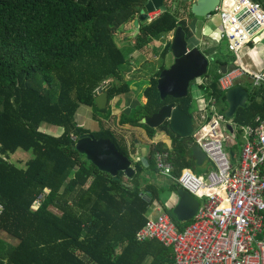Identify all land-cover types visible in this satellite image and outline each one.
Segmentation results:
<instances>
[{
  "label": "trees",
  "instance_id": "1",
  "mask_svg": "<svg viewBox=\"0 0 264 264\" xmlns=\"http://www.w3.org/2000/svg\"><path fill=\"white\" fill-rule=\"evenodd\" d=\"M149 1L0 0V204L4 208L0 264H174L172 249L156 240L140 243L136 238L147 224L151 205L167 189L177 192L180 185L173 181L166 189L146 181L142 187V162L136 164L133 179L114 178L88 162L76 148L80 137L92 135L111 140L129 158L125 144L108 127L91 132L80 126L79 116L85 112L80 113L81 107L92 109L95 121H109L113 100L118 98L120 110L122 96L131 91L129 82L109 79L121 78L133 53L173 35L180 27L189 42L194 39L192 3L166 0L167 11L159 18L140 21L133 46L119 47L117 31L140 18ZM170 53V43L156 50L162 64L143 91L146 101L118 117L120 128L145 130L150 143L158 130L141 122L165 106L180 107L198 128L191 92L184 99L162 100L158 91V78L167 68ZM218 56L215 63L225 64ZM207 77L211 85L200 86L207 93V104L214 97L228 106L225 93L218 88V69ZM99 90L108 94L106 110H99L95 103ZM258 116L264 120V88L255 89L247 108L234 118L240 151V127L255 124ZM44 127L58 128L61 134L49 133ZM159 131L172 140L174 177L179 178L185 169L196 172L193 149L197 138L175 134L169 122ZM19 150L34 155L25 169L8 160ZM166 150L162 142L151 145L150 168L155 153ZM145 192H150V198H144ZM171 217L181 231L189 225L179 223L174 213ZM3 234L18 244H10Z\"/></svg>",
  "mask_w": 264,
  "mask_h": 264
},
{
  "label": "built area",
  "instance_id": "2",
  "mask_svg": "<svg viewBox=\"0 0 264 264\" xmlns=\"http://www.w3.org/2000/svg\"><path fill=\"white\" fill-rule=\"evenodd\" d=\"M233 12H222L223 34L230 40V50L238 53L252 40V29L246 28L251 16L264 31V13L251 0H235ZM161 12L148 14L149 22ZM250 77L256 87L264 86V72L237 67L219 81V89L227 92L237 80ZM218 101L208 103L209 125L197 138L214 169L206 176L183 170L175 178V170L168 152L155 154L156 169L164 177L177 182L181 189L192 194L200 203L194 221L181 231L173 219L155 209L147 225L137 233V241H159L173 250L174 264H264V120L256 119L255 126L243 128L244 145L240 158L232 163L228 151L237 145L236 135L228 126H235L218 110ZM74 138V137H73ZM75 139V138H74ZM40 201L34 206L37 210ZM4 208L0 204V215Z\"/></svg>",
  "mask_w": 264,
  "mask_h": 264
},
{
  "label": "water",
  "instance_id": "3",
  "mask_svg": "<svg viewBox=\"0 0 264 264\" xmlns=\"http://www.w3.org/2000/svg\"><path fill=\"white\" fill-rule=\"evenodd\" d=\"M195 2L192 12L194 15L203 18L212 15L224 3L222 0H195ZM157 10H161L163 13L167 11L164 0L149 1L145 9L142 10L140 19L135 22L138 31L140 21L148 19L147 13ZM241 20H247L244 25L246 28L252 27V30L260 26L255 19L246 15V13L242 14ZM171 51L174 63L160 74L157 88L163 100L168 97L184 99L189 96L192 84L208 75L210 61L198 47L190 49L186 32L181 27L174 34ZM226 69L227 67L224 68L223 74H226ZM225 97L229 107L226 113L228 119H234L240 109H246L248 106L249 93L241 87L229 90ZM95 103L99 110H106L109 104L108 94L100 91ZM167 122L170 123L175 134L183 138L194 136L193 118L175 105L163 107L153 117L144 119L141 123L157 130ZM228 128L231 133H234L232 126H228ZM76 148L81 155L86 157L88 162L92 163L102 173L110 174L115 178L123 175L128 178L135 176L133 162L123 155L109 139H96L92 135H85L80 137ZM193 156L198 165H203L207 160L206 154L199 146L193 149ZM230 157L232 161H235V154L232 151H230ZM142 162L148 165L145 159ZM176 195L179 202L173 213L177 220L180 223L193 221L200 208L198 200L190 192L181 188L176 192Z\"/></svg>",
  "mask_w": 264,
  "mask_h": 264
},
{
  "label": "crops",
  "instance_id": "4",
  "mask_svg": "<svg viewBox=\"0 0 264 264\" xmlns=\"http://www.w3.org/2000/svg\"><path fill=\"white\" fill-rule=\"evenodd\" d=\"M185 1H189V2H191L192 3V7H191V12H192V8H193V6L196 4V2H195V0H185ZM222 1H224V3H222L217 9H216V11L212 14V15H210V16H207V17H198V16H196V15H194L196 18L192 21V23H191V25H190V27H191V29L193 30V32H194V39L190 42V49H193V48H199L202 52H203V54L204 55H206L207 57H208V59L209 58H211L212 59V62H214V66H213V72L211 73V74H214L215 72H216V69H218V72L221 74V77H220V79L223 77V75H225V74H223L224 73V68L225 67H227V69H226V73L227 72H229L230 70H232V69H235V68H237V67H246V68H248V69H250L251 71H253V72H256V73H259V72H264V31H261V30H259V27L258 28H256V29H253L252 30V33H253V36H252V40L250 41V43L249 44H247L246 46H244L238 53H234L233 51H231L230 50V40L226 37V36H224V34H223V22H222V17H221V14H222V12H231V10H232V8L233 7H235V1L234 0H222ZM253 3H255V4H258L260 7H261V10H262V12L264 13V0H261V2H257V1H254V0H251ZM164 3H166V0H164ZM177 5V4H176ZM176 5L173 7V8H175L176 7ZM167 8V7H166ZM161 12V15L163 14V12L161 11V10H157V11H155V12ZM155 12H152V13H155ZM193 13V12H192ZM148 14H151V13H147V17H148ZM160 15V16H161ZM159 16V17H160ZM216 18H220L221 19V28H220V31H221V36H220V38L218 39L217 38V40L215 39V38H212L213 36H215V34L214 33H212V32H208V30H206V28L205 27H207V25L208 24H210L211 22H213L214 21V19H216ZM138 19H140L139 18V16H137L136 18H135V20L133 21V27L135 28V31H137V34H136V36L138 35V27L136 26V24H135V22L138 20ZM148 20V19H147ZM189 20V19H188ZM201 20V21H200ZM148 22H149V20H148ZM203 22V23H202ZM128 26H130V25H128ZM139 26H140V23H139ZM205 29V30H204ZM251 29H252V27H251ZM129 30H130V28H129ZM176 32V31H175ZM175 34V33H174ZM174 34L173 35H165V36H163L159 41H161V40H165V44H164V47H163V49L170 43V44H172V41H173V37H174ZM201 37H203L204 38V40H205V45L207 46V47H204V44H202V43H200V39H201ZM155 42H158V41H155ZM163 46V45H162ZM120 47V46H119ZM121 48H123V47H121ZM206 49V50H205ZM205 50V51H204ZM211 52V53H210ZM171 55V57H172V63H171V65L174 63V58H173V55H172V51H171V53L169 54V55H167V57H169ZM219 55V56H218ZM215 56H218L220 59H221V61H223V62H225V64H220V65H218V64H216L215 62H216V58H215ZM166 60H167V58H166ZM209 61H210V59H209ZM166 62V61H165ZM170 65V66H171ZM170 66H166L167 68H169ZM154 74L155 73H153V76H154ZM152 78V77H151ZM151 78H150V80H151ZM220 79H219V81H220ZM149 80V81H150ZM204 81L202 82V83H200L199 85H197V88H198V90H199V93L197 94V95H195V94H193V89L191 88L190 89V92H191V95H192V97H193V99L195 100V116H196V118H197V122H196V124H197V126H198V128L196 129L195 128V125H194V128H195V133H194V136H192V137H195V134H196V132L198 133V132H202V130H204L205 129V127L207 126V125H209V119H208V117H207V110H208V104H207V99H206V96H207V93H206V91L205 90H203L200 86H206V87H208V86H210L211 85V78H209V77H204V79H203ZM219 81H218V88H219ZM195 83V82H194ZM193 83V84H194ZM192 84V85H193ZM193 87V86H192ZM235 87H241V88H243V89H245L246 91H250V93H249V91H248V93H249V99H250V94L255 90V89H261V88H264V86H262V87H256L255 86V84H254V82H253V80L250 78V77H244V78H241L240 80H237V82L235 83V86L233 87V88H235ZM232 88V89H233ZM232 89H230V90H232ZM143 91L144 90H142V94H143ZM229 91V90H228ZM227 91V92H228ZM223 92V91H222ZM227 92H224L225 94L227 93ZM142 94H141V96H139V101H146L144 98H142ZM168 98H171V97H168ZM214 99V97H211L210 98V100L211 99ZM216 99V98H215ZM163 100V99H162ZM166 100V99H165ZM217 100V99H216ZM138 101V102H139ZM226 102H227V100H226ZM197 104V105H196ZM220 104H221V106L222 105H225L226 106V104L224 103V101L222 102H219L218 101V104H217V107H218V110H221L222 111V113L223 114H225L226 115V113H227V111H228V108L227 109H225V107L224 108H221L220 107ZM228 104V103H227ZM249 104V101H248V103H247V105ZM113 109L115 110V111H118L119 113H121L122 111H123V109H120V110H118L117 108H114L113 107ZM206 110V111H205ZM92 112H93V110L92 109H87V110H85V112H83L80 116H79V123H80V126H84L85 124H88V122H89V120L91 119V120H93V121H95L94 120V116L92 115ZM259 118H261L260 116H258ZM257 117V118H258ZM227 118V117H226ZM256 118V119H257ZM228 119V118H227ZM262 119V118H261ZM194 121V120H193ZM228 121L229 122H231L232 124H234V126H235V131H234V133H231L230 132V130H229V128H228V131H229V134L231 133V134H235L236 135V131H237V128H238V126L234 123V119H228ZM255 124H256V120H255ZM255 124H253V125H247V126H242V127H240L241 128V131H242V135H243V128H245V127H249V126H255ZM163 126V125H162ZM231 126V125H230ZM111 129V128H110ZM127 130H130L129 128H126ZM113 132H114V130L113 129H111ZM137 130H139V131H142V133H138V132H133V131H127V134L128 135H133L134 133L135 134H138L139 135V137H137V142H136V144H135V148L134 149H131V146H127V144H126V142H123V139L121 138L120 139V141L123 143V144H125L126 145V147H127V150H128V152H129V159L133 162V166H134V169H135V172L137 173V170H136V164L138 163V162H142V160L143 159H145L146 160V162H147V164L148 165H145V164H143V166H144V168H145V170H148V169H152V168H150V163L148 162V158H149V154H150V150H151V145H157V144H159L160 142H162V143H164V144H166L167 145V147H168V150H166L165 152H168V153H170V155H171V163H172V152H173V147H172V140H171V138H170V136H168L165 132H163V131H159V129H157L158 130V133H157V135H156V137H155V139H154V141L152 142V143H150L149 142V145L147 146L146 144H148V139H147V136H146V131L145 130H140V129H137ZM94 132H97V131H94ZM121 133H122V136H124L123 135V132L121 131ZM117 135V134H116ZM198 135V134H197ZM126 139L128 138L127 136H124ZM236 142H237V145L236 146H234V147H232L229 151H228V154H229V157H230V151H232L234 154H235V161L237 160V159H239L240 158V154H241V151H242V147H243V145H244V140L242 139V146H241V151L237 148V146H238V139H237V135H236ZM148 147V148H147ZM195 148V147H194ZM147 149V150H146ZM19 151H22V150H19ZM130 152H131V154H130ZM157 152H163V151H157ZM156 152V153H157ZM155 153V154H156ZM124 155V154H123ZM128 158V157H127ZM230 159H231V157H230ZM196 160V159H195ZM154 161H155V156H154ZM232 161V160H231ZM235 161H232V163H235ZM207 162H209L208 160H206V162L203 164V165H198V162H197V160H196V169H197V171L196 172H194V171H192V170H190V169H187V170H190L191 172H193L194 174H196V175H198V176H206L208 173H210L213 169H214V167L212 166V164H211V166L212 167H210L211 168V170H209V171H207V173H203V172H200L199 171V168H201V167H204L206 164H207ZM143 163V162H142ZM155 164H154V166H153V168L155 169V171H157V169H156V162H154ZM173 164V163H172ZM174 166V165H173ZM158 172V171H157ZM136 173H135V175H136ZM143 173V172H142ZM112 176V175H111ZM123 176H125V175H123ZM113 177V176H112ZM126 177V176H125ZM135 177V176H134ZM133 177V178H134ZM115 178V177H114ZM119 178V177H118ZM127 179H133V178H128V177H126ZM169 181L167 182V184H164L163 183V181L164 180H160L159 181V183L158 184H156L155 182H149V183H154V184H156V185H158L160 188H168L170 185H171V183L173 182V180L172 179H168ZM140 181L143 183V182H146L147 180H142L141 179V177H140ZM148 182V181H147ZM142 187H145V184L143 183L142 184ZM145 189V188H144ZM145 191V190H144ZM164 193H166L167 195L168 194H171V197L173 196V195H176V192H171V191H169L168 189H167V191L166 192H164ZM163 193V194H164ZM143 195H144V198H150V196H151V194H150V192H145V193H143ZM164 196H166V195H164ZM163 195H160V198L162 197H164ZM177 196V195H176ZM168 198V200H169V197L168 196H166V199ZM171 199V198H170ZM167 202V201H166ZM199 202V201H198ZM200 204V203H199ZM155 209H158V210H162L163 212H165V213H167L166 211H165V209H164V207H163V205L161 204V202L160 201H156L153 205H151V207L149 208V210H148V212H147V214H146V217H147V223H148V220H149V218L150 217H154L155 216V214H156V212H155ZM168 214V213H167ZM168 216H170V215H168ZM170 218L171 219H173L171 216H170ZM195 219V218H194ZM174 221V220H173ZM194 221V220H193ZM193 221H191V222H188L189 223V225L193 222ZM175 222V221H174ZM179 222V221H178ZM176 223V222H175ZM180 223V222H179ZM181 224H186V223H181ZM147 225V224H146ZM176 225H177V223H176ZM188 225V226H189ZM178 226V225H177ZM187 227V226H186ZM185 227V228H186ZM178 228H179V226H178ZM184 228V229H185ZM143 229V228H142ZM180 229V228H179ZM136 240H137V238H136ZM17 244H18V242H17ZM146 264H149V262H147Z\"/></svg>",
  "mask_w": 264,
  "mask_h": 264
},
{
  "label": "rangeland",
  "instance_id": "5",
  "mask_svg": "<svg viewBox=\"0 0 264 264\" xmlns=\"http://www.w3.org/2000/svg\"><path fill=\"white\" fill-rule=\"evenodd\" d=\"M221 23H222L221 19L216 18V19H214L213 22L208 24L207 27H205L206 30H208V32H212L215 34V36H213L212 38H215L216 40H217V38L219 39L221 36V31H220ZM128 25H130V26H128ZM129 28H130V30H129ZM136 34H137V31H135V28L133 27V21L125 24L123 27H121L117 31V33L115 35L116 42H117L118 46L123 47V48H128V47L131 48L134 44L133 39H135ZM200 43L204 44V47H207L205 45V40L203 37H201ZM164 44H165V40H161L158 42L154 41L149 46V48H146L143 51H137V52L133 53L129 57L130 64L124 66L121 73H120L121 78H119V79L110 78L109 79L110 82H112V83H114V82H119V84H123L124 82L130 83V88H131L130 93L127 96H122L123 98L121 99V102L119 104L122 106L121 109H123L124 112H128L129 109H131L135 105L137 106L138 103H140V101L138 99H139V96H141V94H142V90L145 89V87L149 83L150 78L153 76V73H155L160 68V66L162 64V60L160 59V54H156V50L163 48ZM209 59H210L209 72L211 74L214 71L213 70L214 69L213 68L214 62H212L211 58H209ZM171 63H172V57L170 55L169 57H167L165 64L168 67L171 65ZM203 79L204 78L198 79L193 84V87H192L193 94L197 95L199 93L197 85L202 83L204 81ZM100 91L101 90L98 91V94ZM117 99L118 98L114 99L112 102V106L114 108H117L116 107V103L118 101ZM113 107H112L113 116L111 117V119L109 121H105L102 119H99L98 121H93V120H91L92 119L91 118L89 120L88 124H85L83 127L85 129L91 131V132H94V131L99 132L100 130H102V128L104 126L108 127L109 129L111 128L114 130V133L117 134L116 136L119 139L122 138L123 142H126L128 147L131 146V149H134L135 144L137 142V137H139V135L135 134V133L133 135H128L127 131L138 132L139 134L142 133V131H139L137 129L127 130L126 128L125 129L120 128V126L118 125V117H119L120 113L118 111H115L113 109ZM220 107L221 108L225 107V109L228 108V106H225V105L221 106V104H220ZM84 108H86V107H83V106L81 107L80 113L87 110ZM92 115H93V112H92ZM195 120L197 122L196 116H195ZM43 130H49V133H53L54 135H60L61 134V132H59L58 128H50V127L46 128V127H44ZM121 131L123 132L124 136L128 137L127 139L124 136H122ZM197 134H199V136ZM197 134H196V136H198V137H202V135H203L201 132H198ZM146 145L147 146L149 145V141H148V144H146ZM130 154H131V152H130ZM33 156L34 155L32 152L18 151L16 154L11 155L8 160H9V162L14 164L15 166H17L21 169H25L27 167V163L33 158ZM0 158H2L1 154H0ZM210 167H212L211 164L209 162H207V164L204 167L199 168V171L203 172V173H207V171L211 170ZM140 177L142 180H147L148 182H155L156 184H158L161 179L164 180L163 181L164 184H167V182L169 181L168 179H170V178H167V177L160 175L157 171H155L154 168L144 170ZM161 195H163V196L166 195L169 197V200H168V198L166 199V196H164L163 198L161 197L159 201L163 205V207H164L165 211L168 213V215L171 216L172 213L174 212L175 207L177 206V204L179 202V199L176 195H173L172 197H171V194L167 195L166 193L161 194ZM55 212L59 214V212L57 210H55ZM183 225H185V224H183ZM1 236L4 240L9 242L10 244H14V245L17 244V241L15 239H13L9 236H6L5 234H3Z\"/></svg>",
  "mask_w": 264,
  "mask_h": 264
},
{
  "label": "bare ground",
  "instance_id": "6",
  "mask_svg": "<svg viewBox=\"0 0 264 264\" xmlns=\"http://www.w3.org/2000/svg\"><path fill=\"white\" fill-rule=\"evenodd\" d=\"M235 1V0H234ZM237 7L236 5V1H235V7L232 8L231 12H233V10Z\"/></svg>",
  "mask_w": 264,
  "mask_h": 264
}]
</instances>
